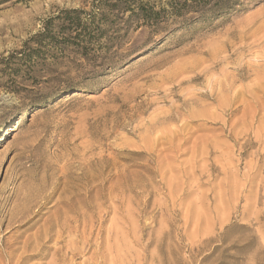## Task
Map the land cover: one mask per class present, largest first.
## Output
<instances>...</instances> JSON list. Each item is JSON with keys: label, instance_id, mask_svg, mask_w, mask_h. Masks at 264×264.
Listing matches in <instances>:
<instances>
[{"label": "rangeland", "instance_id": "1", "mask_svg": "<svg viewBox=\"0 0 264 264\" xmlns=\"http://www.w3.org/2000/svg\"><path fill=\"white\" fill-rule=\"evenodd\" d=\"M249 1L155 31L104 4L92 21L98 0H0V264H58L63 244L82 264H264V0ZM64 9L86 11L78 37L30 41Z\"/></svg>", "mask_w": 264, "mask_h": 264}, {"label": "trees", "instance_id": "2", "mask_svg": "<svg viewBox=\"0 0 264 264\" xmlns=\"http://www.w3.org/2000/svg\"><path fill=\"white\" fill-rule=\"evenodd\" d=\"M107 1L98 0L97 3L94 2L92 21L99 14L97 9L104 4V6H109L113 10L119 8L130 9L133 16H136L138 20H143L144 24L153 27L155 31L160 30L163 24L166 25L171 15L176 19L181 17L186 18L187 21L205 22L229 16L239 8L247 6L246 0H167L164 5H161L160 10H156L155 6L150 4L151 0H114L109 5H107ZM82 13H86V11L83 9L61 10L57 15L50 17L45 22L43 29L30 41L42 43L45 39L50 40L54 37L52 32L59 25L67 28L71 34L77 31L75 37H78V30L83 25ZM85 20L89 21V18Z\"/></svg>", "mask_w": 264, "mask_h": 264}, {"label": "bare ground", "instance_id": "3", "mask_svg": "<svg viewBox=\"0 0 264 264\" xmlns=\"http://www.w3.org/2000/svg\"><path fill=\"white\" fill-rule=\"evenodd\" d=\"M58 233V232H57ZM55 233V235L57 234ZM45 234L44 237H48L50 232L48 230L45 231ZM21 235V234H20ZM54 235H50V238L52 237L53 238ZM60 242H63V240H61ZM46 243V242H45ZM59 243V242H58ZM26 244H29L28 241L25 242V245L23 246V248H27L28 246ZM43 245H44V242H43ZM40 246V245H39ZM45 247V246H44ZM68 248V246L66 245H62L58 250L56 248V251H54V254H56V256H58L57 260L58 261H61L60 263L58 264H82V263H79V262H74V258L80 254V252L76 251L74 248L73 249H69L66 253L64 254H61L62 250L64 248ZM84 248L82 249L81 252H84V251H91L92 250V242L90 240H88V242L85 243V245L83 246ZM43 248V247H42ZM37 249H39L38 245L33 249V251H36L35 252V255H42V251H37ZM86 253V252H85ZM29 256V255H28ZM11 258V257H10ZM67 261H70V263H68ZM19 262V261H17ZM38 264V263H37ZM40 264H45V263H40Z\"/></svg>", "mask_w": 264, "mask_h": 264}]
</instances>
